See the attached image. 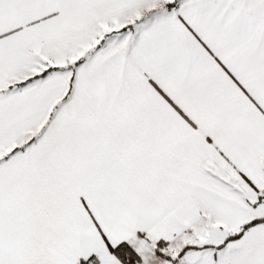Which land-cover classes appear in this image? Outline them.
Instances as JSON below:
<instances>
[{"label":"snow or ice","instance_id":"snow-or-ice-1","mask_svg":"<svg viewBox=\"0 0 264 264\" xmlns=\"http://www.w3.org/2000/svg\"><path fill=\"white\" fill-rule=\"evenodd\" d=\"M0 264H264V0H0Z\"/></svg>","mask_w":264,"mask_h":264}]
</instances>
